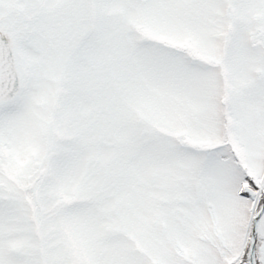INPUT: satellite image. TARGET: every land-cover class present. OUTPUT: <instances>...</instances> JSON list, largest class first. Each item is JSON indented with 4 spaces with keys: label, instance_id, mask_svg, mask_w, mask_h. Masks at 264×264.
Instances as JSON below:
<instances>
[{
    "label": "snow or ice",
    "instance_id": "snow-or-ice-1",
    "mask_svg": "<svg viewBox=\"0 0 264 264\" xmlns=\"http://www.w3.org/2000/svg\"><path fill=\"white\" fill-rule=\"evenodd\" d=\"M0 264H264V0H0Z\"/></svg>",
    "mask_w": 264,
    "mask_h": 264
}]
</instances>
